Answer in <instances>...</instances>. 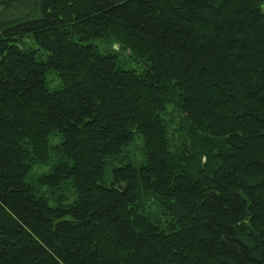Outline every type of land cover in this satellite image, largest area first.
I'll return each mask as SVG.
<instances>
[{
  "label": "trees",
  "instance_id": "trees-1",
  "mask_svg": "<svg viewBox=\"0 0 264 264\" xmlns=\"http://www.w3.org/2000/svg\"><path fill=\"white\" fill-rule=\"evenodd\" d=\"M0 264H264V0H0Z\"/></svg>",
  "mask_w": 264,
  "mask_h": 264
},
{
  "label": "rangeland",
  "instance_id": "rangeland-1",
  "mask_svg": "<svg viewBox=\"0 0 264 264\" xmlns=\"http://www.w3.org/2000/svg\"><path fill=\"white\" fill-rule=\"evenodd\" d=\"M103 46V45H102ZM105 46V45H104ZM114 48V47H113ZM131 67H134V64L131 65Z\"/></svg>",
  "mask_w": 264,
  "mask_h": 264
}]
</instances>
